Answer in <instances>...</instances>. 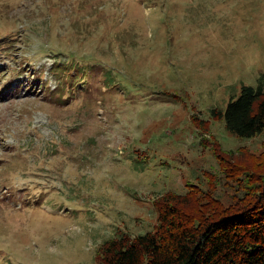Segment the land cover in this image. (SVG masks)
I'll list each match as a JSON object with an SVG mask.
<instances>
[{"label":"rangeland","instance_id":"374dc122","mask_svg":"<svg viewBox=\"0 0 264 264\" xmlns=\"http://www.w3.org/2000/svg\"><path fill=\"white\" fill-rule=\"evenodd\" d=\"M260 82L264 0H0V264H98L223 156L258 167L264 131L211 111Z\"/></svg>","mask_w":264,"mask_h":264},{"label":"trees","instance_id":"16d2710c","mask_svg":"<svg viewBox=\"0 0 264 264\" xmlns=\"http://www.w3.org/2000/svg\"><path fill=\"white\" fill-rule=\"evenodd\" d=\"M213 110L232 135L260 134L264 83L241 84L223 111ZM240 162L223 156L222 173L207 174L205 188L191 185L184 193L158 196L152 228L104 241L98 264H264V161L254 169Z\"/></svg>","mask_w":264,"mask_h":264}]
</instances>
